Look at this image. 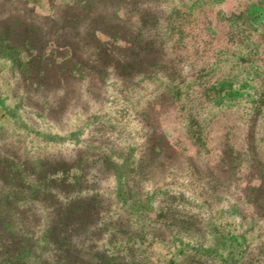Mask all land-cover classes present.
Segmentation results:
<instances>
[{
    "label": "rangeland",
    "instance_id": "374dc122",
    "mask_svg": "<svg viewBox=\"0 0 264 264\" xmlns=\"http://www.w3.org/2000/svg\"><path fill=\"white\" fill-rule=\"evenodd\" d=\"M88 1L0 0V148L18 154L26 168L43 170L68 158L75 137L105 136L110 127L118 140L161 134L165 153L207 160L213 169L207 171L234 185L233 198L238 189L264 187V112L254 147L241 154L264 98V0ZM98 28L112 41L92 38ZM46 30L50 36L77 31L76 55L48 41ZM229 89L233 95L224 96ZM226 145L240 153L235 169L220 168ZM78 174L72 169L68 176ZM196 207L193 216L204 229L209 211ZM244 214L214 217L217 234L226 238L219 251L226 263L239 264L264 240V217L252 225ZM104 236L102 262L88 252L79 264H154L157 254V264H171L170 258L184 264L176 243L153 247L115 229ZM11 247L4 253L0 246V257L25 260L0 264H67L51 255L41 263L38 248L27 257L21 246Z\"/></svg>",
    "mask_w": 264,
    "mask_h": 264
},
{
    "label": "trees",
    "instance_id": "16d2710c",
    "mask_svg": "<svg viewBox=\"0 0 264 264\" xmlns=\"http://www.w3.org/2000/svg\"><path fill=\"white\" fill-rule=\"evenodd\" d=\"M50 33L45 31L48 41L58 48L69 49L72 57L76 55L74 47L81 40L77 31L54 32L52 36ZM95 35L112 41L103 28L93 30L92 38ZM23 41L31 44L28 37ZM4 43L2 40L1 44ZM75 64L80 65L81 61L76 59ZM232 95L229 89L224 96ZM259 104L246 135V151L241 154L254 147L255 134L262 128L258 118L264 112V98ZM193 123L197 125L196 121ZM108 131L105 136L93 134L82 140L70 132L68 136L75 137V142L68 158H58L43 170L26 168L18 154L0 148L1 250L6 253L12 245L16 246L12 250L21 246L27 254L38 248L35 257L41 263L51 255L67 264H79L78 258L89 252L91 259L102 262V247L107 239L104 235L115 229L133 242L141 239L153 247L178 244L182 248L177 255L184 264H236L233 260L228 263L221 260L219 251L226 238L217 234L214 217L218 213H245L255 225L258 218L264 217L263 185L238 189L239 194L233 198L237 194L232 191L234 185L219 171H207L213 170L207 160L198 161L199 157L174 150L165 153L160 145L165 142L161 134L118 140L111 136V127ZM84 143L88 144L86 151ZM226 149L227 158L220 168L235 169L242 163L236 160L240 153L230 145ZM72 169L79 174L70 179L68 173ZM208 176L214 178L212 183L207 182ZM198 204L209 211L205 224L208 226L204 229L200 227L202 219L193 216L194 210L199 211ZM187 207L193 212L188 213ZM164 230L172 232L171 237L162 234ZM24 258L0 257L9 263ZM159 258L157 254L154 264ZM239 264H264V240L250 248Z\"/></svg>",
    "mask_w": 264,
    "mask_h": 264
}]
</instances>
